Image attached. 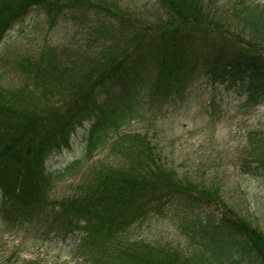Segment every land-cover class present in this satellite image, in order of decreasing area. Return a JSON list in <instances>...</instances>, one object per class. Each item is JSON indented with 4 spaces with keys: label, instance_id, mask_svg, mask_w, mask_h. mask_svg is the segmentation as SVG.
I'll use <instances>...</instances> for the list:
<instances>
[{
    "label": "trees",
    "instance_id": "trees-1",
    "mask_svg": "<svg viewBox=\"0 0 264 264\" xmlns=\"http://www.w3.org/2000/svg\"><path fill=\"white\" fill-rule=\"evenodd\" d=\"M158 3L156 19L144 21L136 15L144 12L112 0H0V43L34 10L57 27L71 14L82 20L75 19L81 29L86 17L95 19L85 27L79 57L43 48L20 64L23 83L0 88V217L12 227L42 228L45 236L80 231L77 250L95 264H264V231L219 187L180 176L147 133H122L129 123L162 113L169 99L182 100L200 76L261 104L264 4ZM111 83L116 87L100 99L98 91ZM92 116L84 154L57 177L79 178L74 192L54 199L48 159ZM112 139L107 154L96 158ZM254 162L247 164L264 170V158ZM172 208L187 221L190 248L128 235L135 223Z\"/></svg>",
    "mask_w": 264,
    "mask_h": 264
},
{
    "label": "rangeland",
    "instance_id": "rangeland-1",
    "mask_svg": "<svg viewBox=\"0 0 264 264\" xmlns=\"http://www.w3.org/2000/svg\"><path fill=\"white\" fill-rule=\"evenodd\" d=\"M112 1L122 8L132 7L144 12V15L136 14L144 21L157 17L154 10L159 7L158 0ZM246 1L264 4V0ZM25 19L24 25L16 24L0 43V88H16L23 83L25 76L20 64L26 58L37 56L43 48L64 50L71 59L79 57L78 51L88 36L85 27L95 22L94 17H86L90 21H83L81 29L75 20L81 19L71 14L57 27L39 10L32 11ZM90 36L94 38L96 34ZM89 47L95 50L98 46L92 43ZM115 84L101 88L98 91L100 99L106 98ZM64 96L57 99L64 97L63 102L68 94ZM245 99L235 87L211 84L205 76H200L189 85L182 100L169 99L162 113L151 116L146 122L129 123L122 133L127 130L147 133L156 146L155 151L170 168L180 176L219 187L230 204L264 231V170L247 164V161L254 165V161L261 163L264 158V101L250 105ZM94 121L95 116L85 120L72 133L69 144L49 157L48 171L54 180L52 198L61 199L74 192L71 183L76 178L59 180L57 177L84 154L86 132ZM109 147L108 143L99 157L106 155ZM180 215L172 208L164 217H148L135 223L128 235L133 240L190 248L191 230ZM82 236L80 231L68 237L45 236L42 229L9 227L0 220V264H95L77 250Z\"/></svg>",
    "mask_w": 264,
    "mask_h": 264
}]
</instances>
